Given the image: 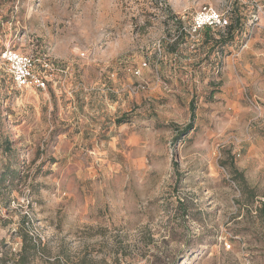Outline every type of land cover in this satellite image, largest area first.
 Returning <instances> with one entry per match:
<instances>
[{
    "label": "rangeland",
    "instance_id": "1",
    "mask_svg": "<svg viewBox=\"0 0 264 264\" xmlns=\"http://www.w3.org/2000/svg\"><path fill=\"white\" fill-rule=\"evenodd\" d=\"M6 48L57 68L0 67V264H264V0H0Z\"/></svg>",
    "mask_w": 264,
    "mask_h": 264
},
{
    "label": "built area",
    "instance_id": "2",
    "mask_svg": "<svg viewBox=\"0 0 264 264\" xmlns=\"http://www.w3.org/2000/svg\"><path fill=\"white\" fill-rule=\"evenodd\" d=\"M193 22L197 28L204 26L224 28L228 24L227 18L223 14L211 8L200 10L194 16ZM38 64L45 70L57 68L45 56L37 59L30 54H23L10 48H6L0 52V65L10 74L17 87L32 86L42 88L46 85L47 78L37 71ZM28 235L32 242L38 246L42 236L32 231Z\"/></svg>",
    "mask_w": 264,
    "mask_h": 264
},
{
    "label": "trees",
    "instance_id": "3",
    "mask_svg": "<svg viewBox=\"0 0 264 264\" xmlns=\"http://www.w3.org/2000/svg\"><path fill=\"white\" fill-rule=\"evenodd\" d=\"M238 17V16H237ZM236 24L234 25H237L238 23H240L239 19H237L235 21ZM229 24V23H228ZM227 24V25H228ZM178 27V30H179V33L178 35L179 36H182L184 35V32H183V28H182V25H181V22H179V25L177 26ZM226 27V26H225ZM234 27V26H233ZM203 29L205 30H208V29H213V28H218V27H213V26H204L202 27ZM231 28V25L228 26L227 28V31L228 29ZM1 67V65H0ZM37 71L40 73V74H43L46 76V71L40 64L37 65ZM8 76L11 78V80L13 81L12 77L10 76V74L5 71ZM47 78V76H46ZM48 81V80H47ZM190 127V126H189ZM189 127L187 129H189ZM19 234H20V238H21V246L19 248V252H18V258L15 260V264H28L29 260H30V257L34 256L35 255V252H36V247H35V244L32 242L30 236L27 234V232H25L24 230H22L21 228L19 229Z\"/></svg>",
    "mask_w": 264,
    "mask_h": 264
}]
</instances>
